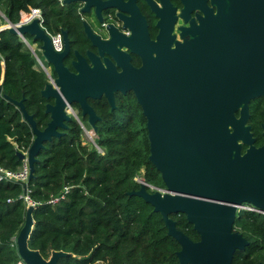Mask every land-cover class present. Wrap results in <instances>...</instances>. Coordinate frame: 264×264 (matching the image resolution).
<instances>
[{
	"label": "water",
	"instance_id": "obj_1",
	"mask_svg": "<svg viewBox=\"0 0 264 264\" xmlns=\"http://www.w3.org/2000/svg\"><path fill=\"white\" fill-rule=\"evenodd\" d=\"M62 2L78 5L79 13L92 10L99 23L102 10L117 6L129 36L117 33L109 23L108 38L101 40L83 21V33L94 51L84 55L75 51L70 71L63 64L69 50L64 32L63 49L56 52L38 17L16 23L5 18L0 25V30L39 42L40 55L54 73L39 92L50 100L44 104L48 121L42 129L36 128L20 100L12 101L32 133L25 154L16 152L19 159H26L27 180L43 142L59 136L65 122L76 119L73 104L80 120L85 118L94 132L98 117L87 99L103 97L113 109V94L130 91L145 119L148 161L163 188L148 191L139 178L138 189L129 194L140 197L160 215L166 234L179 245L178 264H231L233 252L247 245L232 230L236 206L249 204L264 216V144L253 146L246 124L248 102L264 98V0H213L218 6L215 17L198 18L191 38L174 41L173 47L170 19L157 24L155 40H149L133 0L125 4L121 0ZM122 5H131V10ZM123 12L130 16L123 17ZM127 51L139 57L138 67L129 64ZM261 134L264 137V124ZM31 208H25L15 237L17 254L24 264H56L65 253L53 251L45 259L27 247ZM176 213L184 215L198 240L175 228L170 215Z\"/></svg>",
	"mask_w": 264,
	"mask_h": 264
},
{
	"label": "trees",
	"instance_id": "obj_2",
	"mask_svg": "<svg viewBox=\"0 0 264 264\" xmlns=\"http://www.w3.org/2000/svg\"><path fill=\"white\" fill-rule=\"evenodd\" d=\"M0 6L11 23L37 9L47 34L64 31L71 49L82 52L88 47L71 2L0 0ZM23 38L35 43L28 35ZM35 63L20 36L0 30V165L9 170L19 167L22 160L16 152H26L32 140L29 125L12 101H21L37 129L48 121L44 104L50 100L39 93L46 77ZM113 102L110 109L103 97L87 99L98 117L91 145L83 141L81 123L71 118L59 136L43 142L37 151L26 182L27 196L34 202L27 247L45 259L53 251L65 253L56 264H178L179 245L166 234L160 215L140 197L129 194L138 189L139 176L148 191L149 187L163 188L148 161L145 119L131 92L114 94ZM248 111L254 144L261 145L264 98L251 100ZM24 215L21 184L0 180V264H24L15 245ZM170 217L177 230L192 241L198 239L182 214ZM232 230L247 245L233 252L231 264L263 261L264 216L240 210Z\"/></svg>",
	"mask_w": 264,
	"mask_h": 264
},
{
	"label": "flooded vegetation",
	"instance_id": "obj_3",
	"mask_svg": "<svg viewBox=\"0 0 264 264\" xmlns=\"http://www.w3.org/2000/svg\"><path fill=\"white\" fill-rule=\"evenodd\" d=\"M58 1L62 3V0H58ZM127 1L128 0H121L123 4H125ZM133 5H134V8L136 9V12L138 13L140 17L139 23L141 22L143 23L146 33L148 35V38L151 41L155 40V37L158 33L157 24H164L165 22H168V20L170 19V27H171L170 36L172 37V44H171L172 47H173L174 41L180 43L183 40H189L191 38L190 32L194 31L195 26H199L198 18H204L205 15L206 16L211 15L212 17H215L217 13V9H218V6L213 2V0H133ZM124 6L122 5V7H124L125 10L127 9H129V11L131 10L130 9L131 5H124ZM79 8L80 7L75 4V11H76V14L80 16L81 26H82V22L84 21L91 28L92 32L97 34L101 40H105L108 38L106 26L109 23L115 26V31L117 33L122 34L124 36H129V30L127 28H122L123 20L120 19V12L117 6H115V9L108 8V9L102 10L100 13V16H101L100 23L97 21L92 10L85 12V13H79ZM225 8L226 7H224V10ZM114 14H115V18H114ZM122 14H123V17L130 16L129 13L123 12ZM62 32L64 31L57 32L60 37V45H61L60 51H62L63 49L62 35H61ZM68 47H69V50H68L67 56L63 60V64L70 71H72L70 67V61L73 59L74 57L73 53L75 51L81 55H84V53L87 50L94 51V48L90 46L89 41H88V47L85 48L82 52H79L76 49H71L69 45V40H68ZM121 50L126 52L124 48H121ZM127 54L129 55V61H128L129 64L133 67H138L140 65L139 57L135 54L129 53L128 51H127ZM46 66L49 67L48 65ZM49 69L51 70L50 67ZM118 70L119 69L117 68V71ZM43 72L45 73L46 71L44 70ZM51 74H53L52 76L54 77V73L52 72V70H51ZM127 92H130V91H127ZM116 93H119V92H116ZM74 105L76 107H74ZM71 111L75 113V118H76L75 120H79L81 124H82V121L86 123L85 118L82 119V121L80 120L81 118H80V114H79L78 107L76 104H73L71 106ZM235 115L237 116V113H235ZM248 120H249V111H248V119L246 121L247 125H249ZM263 124H264V121L259 124L260 135L263 140L261 145L254 144V136L251 133L253 137V146L255 147L262 146L264 144V137L261 134V125ZM244 149H245V146L242 145L240 152L242 153ZM149 189L152 190L153 187H149ZM172 215H180V214L176 213ZM189 225L191 226V224ZM191 229H192V226H191Z\"/></svg>",
	"mask_w": 264,
	"mask_h": 264
},
{
	"label": "built area",
	"instance_id": "obj_4",
	"mask_svg": "<svg viewBox=\"0 0 264 264\" xmlns=\"http://www.w3.org/2000/svg\"><path fill=\"white\" fill-rule=\"evenodd\" d=\"M30 17H38L39 18L38 10L37 9H31L30 10ZM49 37H50V43H51L52 49L56 52H59L61 49L59 34L55 33V34L49 35ZM35 60H37V59L35 58ZM41 70L44 71V68L41 67ZM80 126H81L82 130H84L83 125L80 124ZM90 130H89V132H90ZM92 134H93V132H92ZM95 148H96V150L101 151L99 148H97V147H95ZM23 154H25V152H23ZM21 160H22L21 164L19 165V167L16 170H9V169L4 168L0 165V180L12 181V182H17V183L21 184V186H22V199H23L25 208L28 206L32 207L34 205V202H32L28 198L27 189H26V182H27V176H28V166H27V162H26L25 158H23ZM136 181L139 183V178H137ZM52 201H54V200H52ZM236 210L237 211L247 210V211H254V212L261 213L259 210L255 209L251 205L244 204V203L237 205ZM17 264H20V263L17 262Z\"/></svg>",
	"mask_w": 264,
	"mask_h": 264
},
{
	"label": "rangeland",
	"instance_id": "obj_5",
	"mask_svg": "<svg viewBox=\"0 0 264 264\" xmlns=\"http://www.w3.org/2000/svg\"><path fill=\"white\" fill-rule=\"evenodd\" d=\"M29 18H30V12L27 13V14H22V15L20 16V20H21V21H25V22L28 21ZM0 24H5V17H4V14H3L2 6H0ZM21 40H22V38H21ZM24 40H25V39H24ZM22 41H23V40H22ZM23 43H24V45L29 49V51L31 52L32 56H33L34 58L37 59V60H35V61H36V63H35V67H36L37 69H41V67H43L44 70L46 71V72L44 73V74H45V77H46V81H45V83H46V82H49L50 79H51L53 76H52V74H51V70L49 69V67L46 66V63L43 61V59H42V57H41V55H40V50H39V45H40V43H39V42L29 43L27 40H25V42L23 41ZM82 125H84V127H89V126L87 125V123H85V122H82ZM89 130H90V129H84V130H83L84 140H85V143H86L87 145H89V144L91 145L92 142H93V134H92L91 130H90V132H89ZM137 178H140V176L137 177ZM137 178H136V179H137ZM153 189H155V188H153ZM153 189H152V190H153ZM261 258H262V260H263V261H261V263H264V250H263L262 253H261ZM258 263H259V262H258Z\"/></svg>",
	"mask_w": 264,
	"mask_h": 264
},
{
	"label": "crops",
	"instance_id": "obj_6",
	"mask_svg": "<svg viewBox=\"0 0 264 264\" xmlns=\"http://www.w3.org/2000/svg\"><path fill=\"white\" fill-rule=\"evenodd\" d=\"M83 127H84V125H83ZM84 129H89V127H84ZM83 141L85 142V140L83 139Z\"/></svg>",
	"mask_w": 264,
	"mask_h": 264
}]
</instances>
